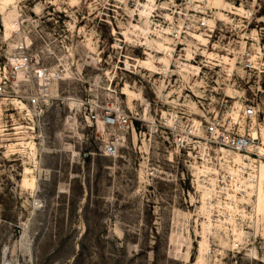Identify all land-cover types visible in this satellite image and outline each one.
Here are the masks:
<instances>
[{
  "label": "rangeland",
  "instance_id": "1",
  "mask_svg": "<svg viewBox=\"0 0 264 264\" xmlns=\"http://www.w3.org/2000/svg\"><path fill=\"white\" fill-rule=\"evenodd\" d=\"M20 42L52 76L0 96V264H264V0H0L1 75ZM245 103L252 149L204 144Z\"/></svg>",
  "mask_w": 264,
  "mask_h": 264
},
{
  "label": "built area",
  "instance_id": "2",
  "mask_svg": "<svg viewBox=\"0 0 264 264\" xmlns=\"http://www.w3.org/2000/svg\"><path fill=\"white\" fill-rule=\"evenodd\" d=\"M201 25H205V21H200ZM187 32V31H186ZM249 66V64H246ZM34 69V73L36 72L38 76H46L51 75V72L44 66H41L37 63L32 62V54L28 51L27 45L25 43L20 42L17 46L16 50L12 52L6 60V63L3 65L2 75L0 74V96L5 95L7 92L6 86L7 82L12 80L19 74L20 72H26ZM40 102L38 94H30L28 96L27 103L30 106H36ZM256 116V109L253 104L245 103L242 106L241 117L242 122L238 121L236 123L235 120L228 122L226 126H223V121L214 120L206 125L205 131L206 140H204V144L212 145L213 143H220L227 147V149L234 152H248L254 146L257 138H254L252 124L254 122V117ZM104 120L112 125H116L117 127H122L127 123L128 116L126 113L122 114H114L112 112H106L104 114ZM180 144H182L181 138L179 139ZM190 145V150L188 151L190 157L193 161H197L202 158V152L199 150L200 147L203 148L204 144H202L199 140H191V142H187ZM256 153V152H255ZM252 173L256 172L255 166L251 168ZM252 176V174H251ZM256 176V175H255ZM258 177H252L254 183H258L261 188L264 190V177L259 180L256 179Z\"/></svg>",
  "mask_w": 264,
  "mask_h": 264
},
{
  "label": "bare ground",
  "instance_id": "3",
  "mask_svg": "<svg viewBox=\"0 0 264 264\" xmlns=\"http://www.w3.org/2000/svg\"><path fill=\"white\" fill-rule=\"evenodd\" d=\"M252 130H253L254 138L258 139L260 135L258 134V132L256 130H254V129H252ZM255 143H256V141H255ZM260 177L263 178L264 174H262ZM261 190L263 191V194H264V190L262 188L261 189L259 188L258 189V208L261 207V199H262V191Z\"/></svg>",
  "mask_w": 264,
  "mask_h": 264
}]
</instances>
